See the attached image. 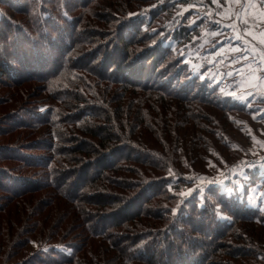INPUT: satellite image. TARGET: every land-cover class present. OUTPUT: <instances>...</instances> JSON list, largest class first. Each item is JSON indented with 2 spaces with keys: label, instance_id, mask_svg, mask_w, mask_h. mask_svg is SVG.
I'll use <instances>...</instances> for the list:
<instances>
[{
  "label": "trees",
  "instance_id": "trees-1",
  "mask_svg": "<svg viewBox=\"0 0 264 264\" xmlns=\"http://www.w3.org/2000/svg\"><path fill=\"white\" fill-rule=\"evenodd\" d=\"M196 1L0 0V264H264V91Z\"/></svg>",
  "mask_w": 264,
  "mask_h": 264
},
{
  "label": "rangeland",
  "instance_id": "rangeland-1",
  "mask_svg": "<svg viewBox=\"0 0 264 264\" xmlns=\"http://www.w3.org/2000/svg\"><path fill=\"white\" fill-rule=\"evenodd\" d=\"M205 0H197L196 3L193 4L194 8H197L201 13L207 15V13L202 12V4ZM211 5L212 8L210 10L212 11V15H208L212 17L215 21L221 20L220 15L221 12L218 11L217 7L222 6L219 4L221 2L222 4H225L228 10V15L231 14L232 6L235 4L234 2L228 3V0H217L216 3L213 2V0H207ZM253 2H256L257 8L264 9V0H253ZM261 4V5H260ZM239 5V6H238ZM237 9L240 11L239 19H242V22L244 25H248L247 31L244 32L245 37L243 35V31H235L233 33V27L235 25V22H231L234 18L227 17V20L224 23H220L223 27L221 29V32L225 33L223 38L220 40V42L223 39L230 38L232 39L231 43L234 42H241L244 46L241 44L232 45L231 43L228 44L229 52H233V55L236 53L237 56L233 60V68L228 69L227 71L230 72V74H234V72L239 73L241 76H243L244 84L249 85L251 87H257L264 91V48L261 46L258 41L252 40L249 35V27L251 26L250 19H251V9H248L245 11L243 9V6L246 5V0H240V3H238ZM253 9V10H255ZM224 13V12H223ZM253 16V15H252ZM247 19L248 23L245 24L244 20ZM264 25V23H263ZM229 36V37H228ZM247 41V42H245ZM247 43H251L249 46L246 47ZM263 53V55L261 54ZM227 54V53H226ZM117 57V56H115ZM189 55H186V59L189 60ZM230 56L226 55L225 58L228 59ZM200 63V62H199ZM232 70V71H231ZM233 72V73H232ZM224 71L220 73V78H223ZM240 143L246 146L247 150L253 155V160H258L259 162H264V136H258L256 140L253 143H247L244 138L240 140ZM228 168L226 171H223L222 173H218L217 175H213L212 178H207L206 176L199 177L196 179V184L203 185L205 183H210L213 180H218L219 182L225 181L228 177H232L235 175L238 171H243L245 168L244 164H240L238 166H231L228 172ZM228 172V173H227ZM1 222V221H0ZM2 239V236L0 235V240ZM43 242V239H39L35 241L31 247L29 252L31 253L33 250L37 249L39 245Z\"/></svg>",
  "mask_w": 264,
  "mask_h": 264
},
{
  "label": "crops",
  "instance_id": "crops-1",
  "mask_svg": "<svg viewBox=\"0 0 264 264\" xmlns=\"http://www.w3.org/2000/svg\"><path fill=\"white\" fill-rule=\"evenodd\" d=\"M234 2L235 4L232 6V10L230 11L231 14L228 15V10L225 4H222L221 2H219L220 5L222 6H218L217 9L218 11L221 12L220 18L221 20H217L219 23H225L227 20L226 16H229L230 18H234L231 22H235V25L233 27V33L235 31H243V35L245 37L244 32L247 31L248 25H244L242 22V19H239V16L237 17L236 15H240V11L237 9V7L239 6L238 3L235 2V0H228V3ZM208 7L203 6V11L205 13H207V15H212V11L210 10V8H212V5L210 3H207ZM256 4V2H255ZM238 5V6H237ZM261 5V4H260ZM243 9L245 10V6H243ZM260 11L259 8L253 10L251 9V19L249 20L251 23V26L249 27L248 31H249V35L251 36L250 38L254 41H258V43L263 46L264 48V16L260 15ZM224 12V13H223ZM253 15V16H252ZM229 37V36H228ZM247 42V41H245Z\"/></svg>",
  "mask_w": 264,
  "mask_h": 264
},
{
  "label": "snow or ice",
  "instance_id": "snow-or-ice-1",
  "mask_svg": "<svg viewBox=\"0 0 264 264\" xmlns=\"http://www.w3.org/2000/svg\"><path fill=\"white\" fill-rule=\"evenodd\" d=\"M213 2L216 3L217 0H213ZM235 2L240 3V0H235ZM256 7H257V5L253 2V0H246L245 11H247L248 9H255ZM260 15L264 16V9H261ZM244 23L247 24L248 20L245 19ZM262 42H264V41H262ZM238 98L243 99V96L238 97Z\"/></svg>",
  "mask_w": 264,
  "mask_h": 264
},
{
  "label": "built area",
  "instance_id": "built-area-1",
  "mask_svg": "<svg viewBox=\"0 0 264 264\" xmlns=\"http://www.w3.org/2000/svg\"><path fill=\"white\" fill-rule=\"evenodd\" d=\"M205 5H206V7H208V4L207 3H205ZM261 54H263V53H261Z\"/></svg>",
  "mask_w": 264,
  "mask_h": 264
}]
</instances>
